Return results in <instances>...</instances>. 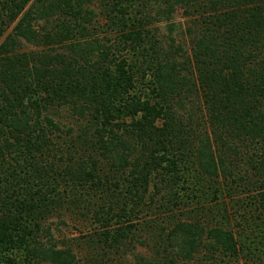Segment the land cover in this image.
<instances>
[{
  "label": "trees",
  "instance_id": "1",
  "mask_svg": "<svg viewBox=\"0 0 264 264\" xmlns=\"http://www.w3.org/2000/svg\"><path fill=\"white\" fill-rule=\"evenodd\" d=\"M142 239L136 264H264V0H0V264Z\"/></svg>",
  "mask_w": 264,
  "mask_h": 264
},
{
  "label": "rangeland",
  "instance_id": "2",
  "mask_svg": "<svg viewBox=\"0 0 264 264\" xmlns=\"http://www.w3.org/2000/svg\"><path fill=\"white\" fill-rule=\"evenodd\" d=\"M95 4L97 6H92V8L94 9V11L96 12V17L94 18L93 22H96V20L100 21V19L103 17L99 16V14H101L102 9H100V7L98 6L97 2H95ZM172 22H174L176 24V28L174 29V32L172 33V37L175 38L177 41V43H182L184 44V48H186V43H187V38L184 35V30H185V22H186V18L183 15V10L182 9H177L175 11V13L173 14L172 18H171ZM105 20H102V22H104ZM97 24V23H95ZM157 28H159V34L162 36H166L167 35V31L165 29V23H160L156 25ZM23 51L25 52H30L32 50H35L36 52L42 53L44 50L43 49H39V48H34L31 45L28 44H23ZM60 52H64V50L59 49ZM186 109H189V106L186 107ZM106 201V200H103ZM102 202V201H101ZM156 207L158 208V204H156ZM136 213V212H135ZM167 215V214H166ZM60 218H58L57 216L51 217L46 221V225L50 226L52 228V230H59L61 233L62 237H66V238H76L78 240V243H80V246H83V249L81 250V257H88V253H87V246L83 245L84 241H87L86 239H84L85 237H87L88 234L92 235L93 234V230H95L94 225L87 220H84L81 217H78L76 214L73 216L72 214L66 213V215H60ZM165 216L163 215V213L160 212V209H158L157 211H147L146 210H142L140 214H137V218H142L139 220H142L143 222L146 223H151L154 221H160L164 218ZM136 218V219H137ZM135 219V221H137ZM45 225V226H46ZM59 231L54 232V234H58ZM59 233V234H60ZM63 234V235H62ZM143 239H147V236L144 234L143 232ZM142 239V240H143ZM143 242L146 244V246H140L138 244H135V246L129 245L126 246L122 252V260L119 264H136L140 258H143L144 261H149V263L151 262L152 258H151V251H149V246L148 244H151L150 241L148 240H143ZM145 263V262H144ZM82 264V263H81Z\"/></svg>",
  "mask_w": 264,
  "mask_h": 264
}]
</instances>
